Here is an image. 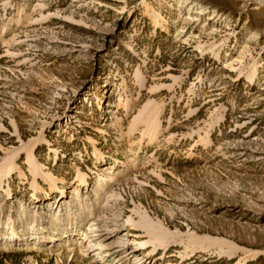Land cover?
I'll return each mask as SVG.
<instances>
[{
  "label": "rangeland",
  "instance_id": "rangeland-1",
  "mask_svg": "<svg viewBox=\"0 0 264 264\" xmlns=\"http://www.w3.org/2000/svg\"><path fill=\"white\" fill-rule=\"evenodd\" d=\"M0 264H264V0H0Z\"/></svg>",
  "mask_w": 264,
  "mask_h": 264
},
{
  "label": "bare ground",
  "instance_id": "bare-ground-1",
  "mask_svg": "<svg viewBox=\"0 0 264 264\" xmlns=\"http://www.w3.org/2000/svg\"><path fill=\"white\" fill-rule=\"evenodd\" d=\"M30 162V161H29ZM85 177V176H84ZM84 181V180H83ZM63 194H62V196H60V200L59 201H61L62 200V198L64 197V195H65V189L64 188H62V191H61ZM67 193V192H66ZM100 247V246H99ZM98 247V248H99ZM96 248V247H95ZM97 249V248H96Z\"/></svg>",
  "mask_w": 264,
  "mask_h": 264
}]
</instances>
